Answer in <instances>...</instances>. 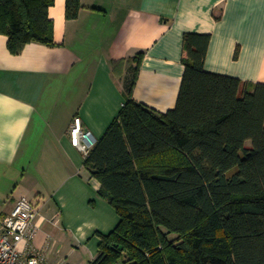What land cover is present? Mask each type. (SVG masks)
I'll use <instances>...</instances> for the list:
<instances>
[{
	"label": "crops",
	"instance_id": "1",
	"mask_svg": "<svg viewBox=\"0 0 264 264\" xmlns=\"http://www.w3.org/2000/svg\"><path fill=\"white\" fill-rule=\"evenodd\" d=\"M65 0L48 9L54 47L19 55L0 35V215L26 198L38 207L34 248L48 264H86L119 222L73 147V118L99 140L124 104L133 59L142 53L132 98L159 113L176 105L182 38L208 34L205 71L264 84V0ZM115 68V69H114ZM249 146L250 143L246 142Z\"/></svg>",
	"mask_w": 264,
	"mask_h": 264
},
{
	"label": "trees",
	"instance_id": "2",
	"mask_svg": "<svg viewBox=\"0 0 264 264\" xmlns=\"http://www.w3.org/2000/svg\"><path fill=\"white\" fill-rule=\"evenodd\" d=\"M53 4L0 0L10 54L56 46ZM81 9L65 0L66 20ZM209 42L183 35L184 72L165 113L134 101L143 54L127 60L135 66L124 104L83 164L119 217L112 232L97 234L93 264H264V84L205 71Z\"/></svg>",
	"mask_w": 264,
	"mask_h": 264
},
{
	"label": "built area",
	"instance_id": "3",
	"mask_svg": "<svg viewBox=\"0 0 264 264\" xmlns=\"http://www.w3.org/2000/svg\"><path fill=\"white\" fill-rule=\"evenodd\" d=\"M69 139L84 157L96 144V139L83 128L79 117L73 118ZM37 217V205L23 197L8 214L0 215V264H48L44 254L33 246L38 232Z\"/></svg>",
	"mask_w": 264,
	"mask_h": 264
},
{
	"label": "rangeland",
	"instance_id": "4",
	"mask_svg": "<svg viewBox=\"0 0 264 264\" xmlns=\"http://www.w3.org/2000/svg\"><path fill=\"white\" fill-rule=\"evenodd\" d=\"M131 73H132V72H130V71L128 72V77H130V76H131Z\"/></svg>",
	"mask_w": 264,
	"mask_h": 264
}]
</instances>
